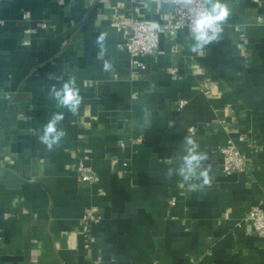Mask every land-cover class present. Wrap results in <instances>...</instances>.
Returning a JSON list of instances; mask_svg holds the SVG:
<instances>
[{"label": "crops", "instance_id": "crops-1", "mask_svg": "<svg viewBox=\"0 0 264 264\" xmlns=\"http://www.w3.org/2000/svg\"><path fill=\"white\" fill-rule=\"evenodd\" d=\"M225 3L221 41L196 55L187 29L161 28L173 0H0V264H264V238L244 221L264 210V0ZM133 20L160 26L145 69L126 50ZM70 78L76 115L48 95ZM56 111L67 135L49 150L38 136ZM186 136L211 168L196 192L165 178ZM229 140L247 171L224 172ZM80 160L97 181L79 180Z\"/></svg>", "mask_w": 264, "mask_h": 264}, {"label": "clouds", "instance_id": "clouds-1", "mask_svg": "<svg viewBox=\"0 0 264 264\" xmlns=\"http://www.w3.org/2000/svg\"><path fill=\"white\" fill-rule=\"evenodd\" d=\"M185 6L190 9V20L188 22V34L190 39L189 50L202 55L205 50L221 41L224 32V25L227 23L231 10L225 0H203V6L197 7L199 0H184ZM158 28L157 24L152 25ZM107 33H100L95 40V44L103 51ZM104 72L113 70L110 61L105 60L102 66ZM50 78H53L50 76ZM61 79V78H56ZM49 97L55 101L57 108L66 110L72 115L78 113L82 103V97L76 86L75 78L63 81L60 87L52 85L48 92ZM65 119L64 111L52 113L47 123L43 125L39 141L46 145L49 150L59 146L66 137V130L61 127ZM184 151L180 157L181 163L178 168H168L165 172V178L171 179L173 175L181 178V183L186 184L187 191L196 192L202 190L205 186H210L212 178L210 176V166L205 167L207 153L199 150L196 140L186 136L184 141ZM195 181H199L196 183Z\"/></svg>", "mask_w": 264, "mask_h": 264}, {"label": "built area", "instance_id": "built-area-1", "mask_svg": "<svg viewBox=\"0 0 264 264\" xmlns=\"http://www.w3.org/2000/svg\"><path fill=\"white\" fill-rule=\"evenodd\" d=\"M175 5V15L173 21L165 23L161 28L169 34H174L178 30L187 29L190 20V9L185 6L184 0H173ZM197 7L203 6V0H199ZM154 23L133 20L129 25L131 30L126 42V50L129 53L131 64L135 68L145 69L147 67L143 58L148 55L155 54L160 46L159 27L153 28ZM120 26L119 23L116 24ZM186 102L182 101L181 105ZM194 132V129H191ZM220 151L223 155L222 168L225 173L232 174L235 172H245L249 167V158L241 152L237 144L233 140H229ZM79 172V180L81 182L97 181L98 178L92 174L91 168L83 161L77 163ZM175 198L170 200L171 205H176ZM100 221L97 206H91L82 216V231L88 236L86 246H90L94 242V237L89 234L90 228ZM244 221L247 222L252 229L262 238H264V210L261 206L253 207Z\"/></svg>", "mask_w": 264, "mask_h": 264}]
</instances>
